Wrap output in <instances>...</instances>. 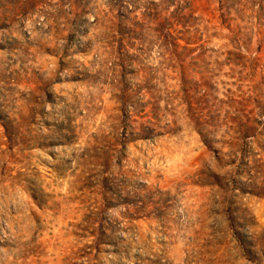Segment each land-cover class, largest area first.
<instances>
[{"label":"rangeland","instance_id":"374dc122","mask_svg":"<svg viewBox=\"0 0 264 264\" xmlns=\"http://www.w3.org/2000/svg\"><path fill=\"white\" fill-rule=\"evenodd\" d=\"M0 264H264V0H0Z\"/></svg>","mask_w":264,"mask_h":264}]
</instances>
